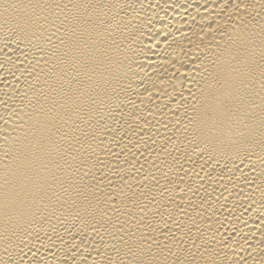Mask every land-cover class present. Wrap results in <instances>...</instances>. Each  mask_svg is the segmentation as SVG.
<instances>
[{"label":"bare ground","instance_id":"obj_1","mask_svg":"<svg viewBox=\"0 0 264 264\" xmlns=\"http://www.w3.org/2000/svg\"><path fill=\"white\" fill-rule=\"evenodd\" d=\"M0 264H264V0H0Z\"/></svg>","mask_w":264,"mask_h":264}]
</instances>
